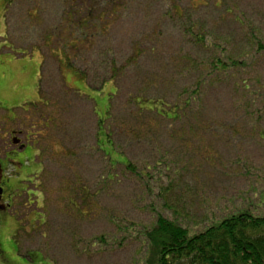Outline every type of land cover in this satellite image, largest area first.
Here are the masks:
<instances>
[{"label": "rangeland", "instance_id": "374dc122", "mask_svg": "<svg viewBox=\"0 0 264 264\" xmlns=\"http://www.w3.org/2000/svg\"><path fill=\"white\" fill-rule=\"evenodd\" d=\"M70 1L66 9L79 12L73 20L60 0L16 1L12 7L0 0L7 25L0 49H27L33 59L31 78L20 95L5 98L0 106V155L9 130L26 131L37 163L28 166L25 181L38 193L20 196L8 214H0V264H144L146 246L139 231L155 222L156 213L196 229L240 208L264 216V0H201L197 8L193 5L199 0H181L177 4L187 9L185 30L163 14L169 8L163 1L131 0L128 11L118 16L103 0ZM89 8L95 12L87 17ZM96 10L105 11L111 22L100 48L112 47L118 65L126 68L117 78L120 91L111 101L112 120L106 125L113 124L116 150L139 171L149 169L162 185L154 192L122 165L112 182H99L109 169L96 139L98 116L107 113L114 93L109 83L102 88L113 74L111 65L96 62L98 48L93 57L90 47L70 44V52L84 48L79 71L60 62V48L72 41V33L82 32L71 27L73 22L96 20ZM191 22L197 24L194 36H204L203 45L187 34ZM138 50L144 51L139 65H131L128 60ZM222 58L241 66L217 71L214 60ZM79 72L88 74V83ZM12 76L10 63L0 58V98ZM198 82L202 90L190 107L197 113L190 118L191 132L187 129L183 141L152 125L160 138L157 152L146 125L136 124L132 96L139 91L173 103L182 89ZM88 97L96 101L98 116ZM75 177L88 180L93 192L104 189L86 215L66 201ZM112 218L133 224V232L125 234L130 238L121 245H101L97 238L120 235L116 228L121 222Z\"/></svg>", "mask_w": 264, "mask_h": 264}, {"label": "trees", "instance_id": "16d2710c", "mask_svg": "<svg viewBox=\"0 0 264 264\" xmlns=\"http://www.w3.org/2000/svg\"><path fill=\"white\" fill-rule=\"evenodd\" d=\"M8 1L10 3L9 7H12L15 5L16 1L37 0ZM60 1H62L63 7L65 8L64 13L67 14L69 19L73 20L74 15H79L78 11L73 13L66 9L71 2L70 0ZM81 1L85 3V0ZM103 1L110 7L111 14L117 16L119 13L128 11L129 3L131 2V0ZM159 1L169 4V8L166 9L163 14L168 18H174L176 22L179 21L183 26L182 29L185 30L182 22L186 21L187 9L177 4L181 0H155L153 2ZM191 1V4L198 2V0ZM200 1L201 0L193 6L195 8L202 6L200 5ZM87 2H90V0H87ZM172 3L173 6L171 5ZM88 11L89 14L86 15L87 17L92 16V13L95 12L92 8H89ZM96 11L95 17H97V19L94 20L95 22L93 20L85 21L87 17L81 18L78 23L73 22L71 27L75 30L81 28L82 32L72 33L73 35L70 37L72 41L70 40L71 42H67L65 47L60 48V62L63 63L65 67L68 65L70 68H73L74 66L76 67L82 58L84 53L81 50L84 48L78 49L77 52H70L68 50L70 44L73 48L80 45H84L83 47H90L91 56L93 57L98 48V59L96 62L100 64L109 63L111 65L113 74L109 80L105 79L102 82V88L107 83L115 87L114 93L109 96L107 113L101 117L98 116L96 101L88 97L90 100H93L95 107L94 112L99 117L96 150L101 152L108 160V172L100 177L99 182L102 181L103 184L112 182L114 178L117 177V172H115L118 169L117 166L122 165L128 172L146 181L149 184V189L154 192L160 189L162 185L158 184L154 177L149 174V169H142L139 171L138 167L133 165L124 153L116 150L113 140V124L106 125L107 120H112L111 111L113 109V103H111V101H113V97L117 96L120 91L119 85H117V78L120 72L126 68L122 64L120 66L118 65L112 47L109 48L106 45L100 48L101 39L108 36V26H106V24L111 22H106L107 18H105V16L107 13L105 11ZM191 23L192 25L190 24L191 26L189 25L188 28H186L187 34L189 33L190 36L196 37V41L203 45L206 41L204 36L198 34L194 36V34L197 33V24ZM154 29L156 32V27ZM149 32L151 33V31ZM155 32L152 34L154 35ZM150 38L149 36V39ZM261 46L262 45L258 44V47ZM143 54L144 51L138 50L128 61L131 65L135 63L138 64ZM186 60L190 63L194 61L189 56L186 57ZM214 61V69L220 72H229L236 66V68L241 66V63L228 61L224 58L220 60L215 59ZM93 65L94 63L92 62L91 66L93 67ZM191 66L196 67L197 65L191 64ZM75 70L79 71L77 67ZM149 73H151V71ZM78 75L80 79L88 83L89 78L87 73L79 72ZM41 81L42 79H40V82ZM201 90L200 82H198L193 89L184 88L178 95L180 98L173 103L168 101L165 97L143 96L139 91L137 92L138 95L132 96L131 99H133L134 108L137 109L134 116L136 118V124L138 126L146 125L144 131L146 135L149 136V141H153V149L157 152H161V147L158 146L160 138L153 132V126L165 127L171 132V136L183 137V141L187 138V129L190 128L189 133L192 130L189 125L192 124L190 118L195 119V117H197L196 111L193 109L190 110V107L194 104L193 102L198 101ZM39 92H41L40 87ZM78 94L82 95L80 92ZM187 110L192 112H187ZM178 125L182 126L176 129ZM157 166H161V163L158 162ZM161 173L164 172L161 171ZM79 176L82 177V175ZM103 190L102 187L101 191L96 190L93 192L89 181L78 177L76 181L69 185L66 200L67 204L70 208H74L77 212L86 215L87 212L92 210L93 201L96 199V196L99 192L102 193ZM160 194H162V192ZM262 196H264V194H262ZM113 222L122 223H118V228H116L120 235L118 237H99L96 239L97 243L104 246L110 245V243L121 245L124 241L129 240L130 237H127V235L133 232L131 228H133L134 225L131 224L127 226L124 221L117 219H113ZM139 233L143 237L146 246L144 264H264V216L254 214L250 208H240L236 211L226 213L222 218L215 221H206L205 226L200 229L183 225L175 219L166 217L162 213H156L155 222L150 227L143 228ZM125 234L127 235L125 236Z\"/></svg>", "mask_w": 264, "mask_h": 264}, {"label": "flooded vegetation", "instance_id": "af4514ba", "mask_svg": "<svg viewBox=\"0 0 264 264\" xmlns=\"http://www.w3.org/2000/svg\"><path fill=\"white\" fill-rule=\"evenodd\" d=\"M26 135V131L16 129L6 133L8 136L6 147L4 154L0 155V214L2 212L8 214L15 200L20 196L29 197L31 193L37 195L36 190L31 189V184L25 181L28 179V166L34 163V145L29 142L31 136ZM22 136H26L25 141L21 139ZM35 178L34 176L33 184H35Z\"/></svg>", "mask_w": 264, "mask_h": 264}, {"label": "crops", "instance_id": "0c3cea01", "mask_svg": "<svg viewBox=\"0 0 264 264\" xmlns=\"http://www.w3.org/2000/svg\"><path fill=\"white\" fill-rule=\"evenodd\" d=\"M4 13V6L2 5V3H0V34H5L7 30ZM0 58L3 60H7L10 63L13 75L12 83L10 84L6 92L3 93L4 95H2L0 98L2 101L0 106L3 107V104L5 103V98H15V94L18 97L21 93V88L26 85L28 80H30L33 71V59L32 57H30L27 49H20L19 53H9L0 49ZM33 157V165L35 166L37 163L35 152L33 153Z\"/></svg>", "mask_w": 264, "mask_h": 264}]
</instances>
